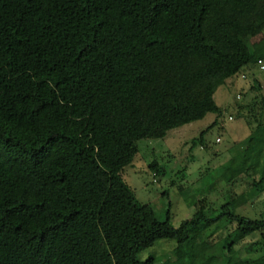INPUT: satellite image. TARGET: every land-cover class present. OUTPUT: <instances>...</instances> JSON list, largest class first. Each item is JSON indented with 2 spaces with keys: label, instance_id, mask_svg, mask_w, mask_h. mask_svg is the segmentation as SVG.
Here are the masks:
<instances>
[{
  "label": "trees",
  "instance_id": "16d2710c",
  "mask_svg": "<svg viewBox=\"0 0 264 264\" xmlns=\"http://www.w3.org/2000/svg\"><path fill=\"white\" fill-rule=\"evenodd\" d=\"M263 32L264 0H0V264H155L139 255L167 238L181 264H264L220 241L198 251L228 222L231 248L257 235L264 253L263 212L237 211L264 190L263 117L228 169L261 178L219 208L198 201L178 227L121 174L139 140L214 113L191 141L208 148L225 111L215 94L264 58Z\"/></svg>",
  "mask_w": 264,
  "mask_h": 264
},
{
  "label": "rangeland",
  "instance_id": "374dc122",
  "mask_svg": "<svg viewBox=\"0 0 264 264\" xmlns=\"http://www.w3.org/2000/svg\"><path fill=\"white\" fill-rule=\"evenodd\" d=\"M252 42L256 50L264 53V32L253 37ZM233 78L239 86H228L229 89L222 85L215 94L217 103L225 111L219 117V124L205 135L208 148L198 144L191 150V141L215 121L217 115L214 113H208L202 119L170 130L165 138L139 140L140 151L134 157L133 164L122 169L124 180L135 190L138 199L150 204L158 218L164 220L169 217L175 227L193 216L198 201L203 200L210 208H219L224 202L232 200V195L249 188L246 179H253V176L261 178V174L249 173L235 175V179H232L228 169L233 167L230 165L233 161L237 163L242 156L246 139L252 134L258 121L264 118V70L257 63L247 74L240 72ZM218 137L220 141H217ZM153 160H157L164 167L163 175L157 176L150 168L149 164ZM234 168L236 167L232 169ZM242 169H248L247 164ZM263 200L264 190L262 192L261 189L256 200L239 201L237 211L252 218L260 217L262 212L264 214ZM227 223H220L205 231L209 239L198 246V251L214 248L222 242L226 250L223 256L228 253L233 259L263 261L264 253L261 248H251V243L259 236L240 240L235 246L236 249H233L230 243L239 239L240 234L232 233L233 224L223 230ZM176 246L175 239H161L141 252L139 258L146 260L153 257L155 264H181L177 262L179 253L175 250ZM189 246L190 244H186L182 250H188ZM211 254L209 252L205 258L208 259Z\"/></svg>",
  "mask_w": 264,
  "mask_h": 264
},
{
  "label": "crops",
  "instance_id": "0c3cea01",
  "mask_svg": "<svg viewBox=\"0 0 264 264\" xmlns=\"http://www.w3.org/2000/svg\"><path fill=\"white\" fill-rule=\"evenodd\" d=\"M243 83V82H242ZM227 86V88L229 87H236V86H239L240 84L237 83V81L234 79V78H230L228 79L227 81V84H225ZM229 86V87H228ZM230 89V88H229Z\"/></svg>",
  "mask_w": 264,
  "mask_h": 264
},
{
  "label": "built area",
  "instance_id": "2783aa9c",
  "mask_svg": "<svg viewBox=\"0 0 264 264\" xmlns=\"http://www.w3.org/2000/svg\"><path fill=\"white\" fill-rule=\"evenodd\" d=\"M258 64L261 67V69L264 70V58H260L258 60ZM230 118H232V117H230ZM217 141H220V138L219 137L217 138Z\"/></svg>",
  "mask_w": 264,
  "mask_h": 264
}]
</instances>
